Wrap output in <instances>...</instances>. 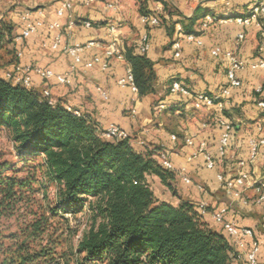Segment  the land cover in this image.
Segmentation results:
<instances>
[{
    "label": "crops",
    "instance_id": "obj_1",
    "mask_svg": "<svg viewBox=\"0 0 264 264\" xmlns=\"http://www.w3.org/2000/svg\"><path fill=\"white\" fill-rule=\"evenodd\" d=\"M64 1L0 0V20L13 23L15 37L21 34L22 18L27 14L32 21L61 25L60 30L53 32L41 28L22 44H15L16 52L23 53L21 64L51 69L55 74L63 75L70 71L74 62L66 49L95 42L96 46L84 50V62L103 55L111 43L110 26L117 28V38L124 53L132 47L137 50L141 37L148 35L150 48L146 56L154 63L157 74L156 94L140 99L131 88L119 86L118 81L126 76L129 65L125 59L114 58L107 72H103L100 65L91 69L81 65L68 84L51 81L47 85L52 97L91 116L102 131L111 125L120 127L128 134L137 152L157 150L161 163L162 156L166 155L177 172L179 198L172 196L156 177H152L165 195L163 199L158 198L173 205H178L181 200L198 206L206 204L207 213L203 216L218 231L222 227L214 220L213 213L228 208V221L254 231L255 238L261 243L258 259L264 264V204L256 206L251 202L259 195V184L264 183V162L261 158L251 162L249 148L252 138H264V116L258 107V103L264 101V70L252 68L253 64L264 59V16L249 26L215 22L206 29L202 28L208 15L220 19L244 17L254 4L264 3V0H149L145 9L162 14L166 21L157 27L143 25L139 0H92L88 5L71 0L75 23L72 28L67 18H59L56 14ZM109 5L114 7L110 9ZM192 18H197L193 32L201 39L202 45L183 42L181 56L175 58L173 43L177 35L170 37L167 26L171 21ZM86 21L93 27H84ZM240 35L244 36L243 40H239ZM57 37L60 46L52 50ZM217 47L246 62V66L237 72L241 86L230 88V96L222 100L221 115L234 126L230 150L223 159L219 157L223 130L217 123L220 114L217 109L196 110L190 99L167 93L168 84L173 80L194 95L221 96L229 89L230 63L226 59L214 58L211 51ZM31 77L36 89L46 88V83L36 74ZM99 89L107 93L106 99ZM260 126L262 131L258 130ZM189 138L193 139L192 146L186 143ZM133 144L141 147L136 148ZM202 145L204 149H201ZM206 155L215 161L214 170L207 169ZM241 172L250 174V182L243 188H236L239 195L228 194L217 176L237 178ZM233 264L246 263L234 260Z\"/></svg>",
    "mask_w": 264,
    "mask_h": 264
},
{
    "label": "trees",
    "instance_id": "obj_2",
    "mask_svg": "<svg viewBox=\"0 0 264 264\" xmlns=\"http://www.w3.org/2000/svg\"><path fill=\"white\" fill-rule=\"evenodd\" d=\"M148 1L139 0L142 16L154 14L145 9ZM196 22L171 21L167 31L172 37L181 25L195 35ZM14 30L0 20V129L30 169L18 178L16 167L0 163V264H233L231 238L198 205L155 195L149 177L178 197L177 172L163 167L157 150L137 152L130 138L107 139L88 114L5 78L21 63ZM124 59L138 97L156 94L158 78L146 54L132 47ZM12 219L16 230L3 223Z\"/></svg>",
    "mask_w": 264,
    "mask_h": 264
},
{
    "label": "built area",
    "instance_id": "obj_3",
    "mask_svg": "<svg viewBox=\"0 0 264 264\" xmlns=\"http://www.w3.org/2000/svg\"><path fill=\"white\" fill-rule=\"evenodd\" d=\"M83 4L88 5L92 0H80ZM231 0H228L230 2ZM110 9L113 5L108 6ZM73 2L71 0H66L63 2L61 7L56 11L59 18H67L69 20V27L75 26L73 16ZM264 16V3H256L251 8L249 14L244 17H227V18H216L213 16H206L202 22V28L206 29L211 24L226 23V22H236L243 26H249L253 22H257L260 17ZM23 28L21 34L15 37V44H22L24 41L28 40L32 35L36 34L41 28H46L48 32H53L61 29L60 23H49L46 24L43 21H32L30 16L27 14L23 16ZM143 25L147 27H157L160 25V18L158 13L151 14L149 16H143L141 18ZM84 27L91 28L93 24L89 21L83 22ZM109 37L111 43L105 49L103 55L93 58L91 61L84 62L82 54L86 48L96 46L95 42H90L87 45L77 44L73 47H68L66 53L73 58L74 62L67 74L57 75L51 69H44L36 66H23L21 63L13 66L12 68L3 72L5 78L13 83L14 85H20L27 89H32L34 83L32 80V74H36L43 82L49 84L51 81L55 80L60 85H66L69 83L70 79L74 76L77 71V67L83 65L86 69H91L95 65H100L103 72H107L110 69V64L112 59H124V52L121 48L120 42L117 38V28L115 26H110L108 28ZM177 39L173 43V50L175 58L181 56L182 43L183 42H193L198 45H202V41L198 36L193 34H186L181 27L177 25L176 28ZM244 36L240 35L239 40H243ZM60 38H55L54 44L52 45V50H57L60 46ZM149 39L148 35H143L139 42L138 51L141 54H146L149 51ZM214 58L226 59L229 61L228 68V80L229 89L224 90L221 96H209L208 94H196L194 95L188 88L183 86L180 82H173L170 86V94L182 96L190 99L193 102V106L196 110L203 108H216L217 112L220 113L217 119V123L222 128L223 133L219 141V157L223 159L226 157L231 146L232 134L234 131V126L225 119L221 113L223 112V102L230 96V88H238L241 86V82L237 78V72L242 70L246 66V62L238 58L231 52H224L221 48H214L211 51ZM17 56L19 59L22 58V51H17ZM254 69L264 70V59H260L258 62L252 65ZM119 86L129 87L134 93H138L137 88L134 83V77L130 70L128 69L126 76L118 81ZM104 99L107 98V93L99 89ZM43 95L46 98L51 97V92L49 86L43 90ZM163 106L161 105L160 108ZM258 107L262 111L264 116V101L258 103ZM259 131H262V127H258ZM103 136L111 140H124L129 138L128 134L123 131L120 127L116 125H111L107 130L103 131ZM173 140H176L173 137ZM186 143L188 146L193 145V139H187ZM205 146L202 145L201 149ZM250 148V161L253 162L258 158H261L264 162V138L256 137L252 138L249 142ZM191 160V159H190ZM162 165L168 170H174L172 163L168 160L166 155L162 156ZM216 166L215 161L211 156L206 155V167L209 170H214ZM219 182L222 184L224 189L228 194L239 195L236 192V188H243L248 182H250V174L248 172H241L237 178H226L223 175L217 176ZM187 183H190L188 178H185ZM259 195L253 200V205L261 206L264 204V183L259 184L258 188ZM199 211L202 215L207 213L206 204L199 205ZM228 208H221L214 211V220L222 227L223 232L231 238L234 244V254L233 259L235 261H242L246 264H260L258 255L261 249V243L255 238V233L251 228L239 227L234 221H228L226 215L228 213Z\"/></svg>",
    "mask_w": 264,
    "mask_h": 264
},
{
    "label": "rangeland",
    "instance_id": "obj_4",
    "mask_svg": "<svg viewBox=\"0 0 264 264\" xmlns=\"http://www.w3.org/2000/svg\"><path fill=\"white\" fill-rule=\"evenodd\" d=\"M13 50V49H12ZM12 58V56H11ZM9 57V59H11ZM44 90V89H43ZM131 143V141H130ZM132 145V143H131ZM136 148H140L141 146H137L135 144H133ZM136 151V150H135ZM38 161H41V158L38 159ZM2 162H6L9 163L11 165H13L14 167L17 168L18 173H17V177L18 178H24L27 176V171L30 169L29 166H25L24 162H21L20 159L17 157V153L15 152L14 148H13V143L10 140L7 132H5L4 130L0 129V163ZM35 166V165H34ZM38 179L40 178V174H37ZM255 180V179H253ZM148 183L150 185V187L153 189V191L155 192V195L159 198H164V194L162 192V188L161 186L158 185V182L155 181V179H153L152 177L148 178ZM178 194V192H177ZM173 196V195H172ZM179 198V195L178 197ZM255 198H253L251 200L252 204H253V200ZM82 224V229L81 231L85 228L86 226V220L84 219ZM4 224H6V226H12L13 230L15 229L16 226V219H12L8 222H3ZM72 226H75V223H72Z\"/></svg>",
    "mask_w": 264,
    "mask_h": 264
}]
</instances>
